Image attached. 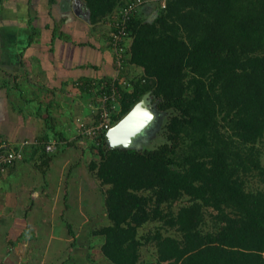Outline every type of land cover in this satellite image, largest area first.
<instances>
[{
	"label": "trees",
	"instance_id": "1",
	"mask_svg": "<svg viewBox=\"0 0 264 264\" xmlns=\"http://www.w3.org/2000/svg\"><path fill=\"white\" fill-rule=\"evenodd\" d=\"M80 1L90 25H107L110 47L112 16L130 0ZM150 2L124 24L127 59L96 96L108 110L113 88L121 96L112 127L150 92L168 114L165 141L126 149L110 148L105 133L91 140L108 220L92 246L111 264H139L150 247L146 264H264V188H248L254 178L264 185V0H164L148 19ZM131 67L140 73L131 77ZM51 138L32 155L45 156ZM148 224L157 226L142 232Z\"/></svg>",
	"mask_w": 264,
	"mask_h": 264
},
{
	"label": "crops",
	"instance_id": "2",
	"mask_svg": "<svg viewBox=\"0 0 264 264\" xmlns=\"http://www.w3.org/2000/svg\"><path fill=\"white\" fill-rule=\"evenodd\" d=\"M11 2L0 41V137L28 144L0 173V264H111L86 230L108 220L90 171L96 151L77 122L93 123V89L115 74L111 48L80 0ZM53 132L65 141L44 151L52 158L43 164L32 148Z\"/></svg>",
	"mask_w": 264,
	"mask_h": 264
},
{
	"label": "built area",
	"instance_id": "3",
	"mask_svg": "<svg viewBox=\"0 0 264 264\" xmlns=\"http://www.w3.org/2000/svg\"><path fill=\"white\" fill-rule=\"evenodd\" d=\"M153 3L158 2L162 7H164V0H150ZM143 0H130L123 7H120L112 16V23L116 27L117 32L112 34L110 41V48L113 56V63L116 67L115 75L120 73L122 65L127 59L126 50L129 42H127V32L125 31L124 24L130 21L131 17L134 15V12L140 10ZM121 74V73H120ZM119 74V75H120ZM125 84V82H123ZM94 90V120L93 123L89 126L78 122V133L79 135L91 139L92 141L97 140V138L103 133L111 128L109 111H119V99L120 95L116 93V90H112V98L110 101V110H108L107 105L105 104L106 96L96 94L100 92L101 85L96 86ZM28 143L23 142L16 146H11V144L3 137H0V173H4L6 169L13 166L16 162L23 159V147ZM97 144V143H96ZM56 150V142L50 140L45 146L46 153H53Z\"/></svg>",
	"mask_w": 264,
	"mask_h": 264
},
{
	"label": "rangeland",
	"instance_id": "4",
	"mask_svg": "<svg viewBox=\"0 0 264 264\" xmlns=\"http://www.w3.org/2000/svg\"><path fill=\"white\" fill-rule=\"evenodd\" d=\"M12 0H10V2H7L6 0H0V41H1V32H2V22L3 21V16H5L6 14H8V9L5 11V7H16L15 4H12L13 2H11ZM155 3H149L147 5L148 8H146L144 11H143V15L142 17L144 18H148L150 19L151 16L154 14V5ZM41 6L43 4H40ZM20 7V5L18 6ZM33 13L35 12L34 10H32ZM38 11V10H37ZM40 11V12H39ZM37 12V14L39 13L41 16L42 14L44 15V17L46 16V13H43L41 10H39ZM47 12V10H46ZM54 12V11H53ZM14 13V9L12 8L9 12V14H13ZM52 13V12H51ZM55 13V12H54ZM56 14V13H55ZM89 25V24H88ZM91 26V25H89ZM43 27V26H42ZM93 29H98L100 30L101 32H107V25H105L103 27V24L100 23L96 26H91ZM97 30V31H98ZM3 33V32H2ZM0 45H1V42H0ZM130 67V66H129ZM140 69L137 68V67H131V70H130V76H136L140 73ZM154 113L156 115V118L155 120L153 121L152 125L143 133L141 134L134 142V148H137V149H142V148H154L156 147L157 145L163 143L165 141L164 137H163V132H162V126L163 124L165 123L167 117H168V114L167 113H163V112H157V110H154ZM89 140V139H88ZM90 141V140H89ZM258 146H261L260 147V151H261V161L264 165V145L262 144H258ZM95 159H99V156L96 154L95 156ZM249 189H262L264 188V185L261 184V183H258L257 179L254 178L250 183H249ZM102 189L103 190H106V186H102ZM101 199V197H100ZM157 226V224H148L145 226V228L143 229L142 232H147L149 230L152 231V229ZM94 227H86V230L90 231V230H94L96 229V227L93 229ZM86 232V231H85ZM98 239H101V238H98ZM96 249L93 248V251H95ZM154 249L153 248H143L142 249V253H143V261L141 260L140 264H146V260L148 258V260L152 261L154 258H152V253H153ZM96 252L98 253V251L96 250ZM152 252V253H151ZM263 257H264V253H263Z\"/></svg>",
	"mask_w": 264,
	"mask_h": 264
},
{
	"label": "water",
	"instance_id": "5",
	"mask_svg": "<svg viewBox=\"0 0 264 264\" xmlns=\"http://www.w3.org/2000/svg\"><path fill=\"white\" fill-rule=\"evenodd\" d=\"M154 17L155 13L150 19ZM155 118L154 105L150 100V92H147L119 122L106 132L108 146L134 148L135 140L152 125Z\"/></svg>",
	"mask_w": 264,
	"mask_h": 264
},
{
	"label": "bare ground",
	"instance_id": "6",
	"mask_svg": "<svg viewBox=\"0 0 264 264\" xmlns=\"http://www.w3.org/2000/svg\"><path fill=\"white\" fill-rule=\"evenodd\" d=\"M144 113V112H143Z\"/></svg>",
	"mask_w": 264,
	"mask_h": 264
}]
</instances>
